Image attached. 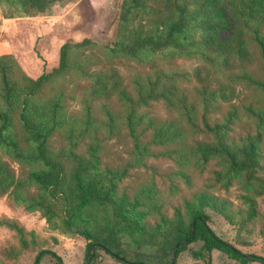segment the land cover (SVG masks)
Returning a JSON list of instances; mask_svg holds the SVG:
<instances>
[{
    "label": "rangeland",
    "instance_id": "obj_1",
    "mask_svg": "<svg viewBox=\"0 0 264 264\" xmlns=\"http://www.w3.org/2000/svg\"><path fill=\"white\" fill-rule=\"evenodd\" d=\"M255 1H221L230 26L210 29L220 19L204 0H60L44 12L0 0V264H35L41 252L37 264H56L50 253L86 263V243L66 221L101 232L111 208L78 207L75 176L125 205L137 240L187 225L199 194L216 198L227 212L206 211L211 231L264 258V12ZM210 36L233 47L239 36L244 55L211 49ZM145 39L152 46L122 50ZM26 126L58 170L42 162ZM220 138L234 154L254 147L253 176L232 166ZM200 247L173 264H206L192 255ZM118 248L172 262L159 247ZM95 252L93 264H123ZM211 264L242 263L213 251Z\"/></svg>",
    "mask_w": 264,
    "mask_h": 264
},
{
    "label": "trees",
    "instance_id": "obj_2",
    "mask_svg": "<svg viewBox=\"0 0 264 264\" xmlns=\"http://www.w3.org/2000/svg\"><path fill=\"white\" fill-rule=\"evenodd\" d=\"M57 1L60 0H31L33 7H35L39 12H44L45 9ZM221 1L223 0H204V4L206 7H208L206 12L213 15V17L215 16L216 18L220 19L218 24H210L208 26L210 29H216V27L221 28L222 24L230 26V19L228 20V18L223 14V9L220 5ZM255 2L261 7L260 10L264 12V0H256ZM178 27V25L174 24L170 28L171 33L177 31ZM206 45L217 52H233L236 50L239 55H244L240 48L239 36H236L235 47L232 46L234 45L232 39H223L216 36H210L209 39L206 40ZM146 46H152L151 40L149 41L148 39H145L142 41H137L134 43V47L125 46L122 48V50L129 54H134L137 47L144 48ZM67 48L68 45L64 44L60 49V63L58 69H63L65 67ZM0 120L2 122H5L6 120L5 116L1 113ZM26 128L30 132L34 141L37 143L39 157L42 162L48 167L58 170L56 168L60 166V163L57 160L52 159L47 153L43 136L27 126ZM218 143H220L219 147H221L229 157L234 168L246 169L250 175L253 176L257 166L255 164V149L252 145L243 147L239 149L236 154H234L223 138H220ZM75 177L77 180L76 188L79 193L78 207L81 208L85 206V204H87V202L90 200H97L111 208V213L108 217V227L106 230L101 232L90 231L81 224H72L70 221H66L68 230L82 237L86 243V262L91 257L92 247H95V250H104L105 253H107L113 259L123 264H153L141 262L140 260L133 258L131 255L121 252V250L118 248L119 245L135 247L138 250H144L146 252H150L151 250L159 247L165 257L167 256L172 258L173 254L175 253L176 258V256L183 252L187 246L199 242L201 243L200 249L198 251L192 252V255L194 258L203 260L206 264H211V254L213 251L221 252L229 259L238 261L242 264H247L249 262H259L264 264V258L243 254L234 246L217 237L208 227V215L206 211L219 214L222 213V215L227 212L225 203L218 201L216 198L202 193L199 194V208L197 207L190 212L187 225L178 223L172 227L171 232L157 233L152 237L151 241L137 240L135 235L139 230V224L127 216V209L125 208V205L119 201L111 200L107 192L95 188V186L92 184V181H90L87 185H83L81 183L82 180H80L78 176ZM95 250L93 252L90 264H93L96 259ZM44 253L46 252H41L36 257L35 264L38 263L40 256ZM50 255H52V257L55 259L56 264H62L58 256L53 253H50ZM169 264H172L171 259Z\"/></svg>",
    "mask_w": 264,
    "mask_h": 264
},
{
    "label": "water",
    "instance_id": "obj_3",
    "mask_svg": "<svg viewBox=\"0 0 264 264\" xmlns=\"http://www.w3.org/2000/svg\"><path fill=\"white\" fill-rule=\"evenodd\" d=\"M193 230H194V228H193ZM93 252H94V247L91 248V257L87 260L86 264H90V262H91V258H92V256H93ZM174 259H175V253H174L173 256H172V264H173V262H174Z\"/></svg>",
    "mask_w": 264,
    "mask_h": 264
}]
</instances>
